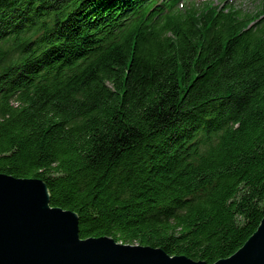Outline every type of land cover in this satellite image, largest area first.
<instances>
[{
	"label": "trees",
	"instance_id": "16d2710c",
	"mask_svg": "<svg viewBox=\"0 0 264 264\" xmlns=\"http://www.w3.org/2000/svg\"><path fill=\"white\" fill-rule=\"evenodd\" d=\"M0 0V174L81 239L215 264L264 218V0Z\"/></svg>",
	"mask_w": 264,
	"mask_h": 264
},
{
	"label": "water",
	"instance_id": "95a60500",
	"mask_svg": "<svg viewBox=\"0 0 264 264\" xmlns=\"http://www.w3.org/2000/svg\"><path fill=\"white\" fill-rule=\"evenodd\" d=\"M0 264H206L111 237L81 239L80 218L51 206L47 184L0 174ZM215 264H264V218L233 256Z\"/></svg>",
	"mask_w": 264,
	"mask_h": 264
},
{
	"label": "rangeland",
	"instance_id": "374dc122",
	"mask_svg": "<svg viewBox=\"0 0 264 264\" xmlns=\"http://www.w3.org/2000/svg\"><path fill=\"white\" fill-rule=\"evenodd\" d=\"M239 4H241V3H243V1L241 0V1H237ZM244 5H246V6H249L250 8H253L255 5H249V1H245L244 2ZM246 8H248V7H246ZM134 246H137V245H134Z\"/></svg>",
	"mask_w": 264,
	"mask_h": 264
}]
</instances>
